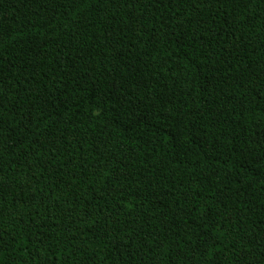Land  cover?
I'll return each mask as SVG.
<instances>
[{
    "label": "trees",
    "instance_id": "obj_1",
    "mask_svg": "<svg viewBox=\"0 0 264 264\" xmlns=\"http://www.w3.org/2000/svg\"><path fill=\"white\" fill-rule=\"evenodd\" d=\"M0 264H264V0H0Z\"/></svg>",
    "mask_w": 264,
    "mask_h": 264
}]
</instances>
